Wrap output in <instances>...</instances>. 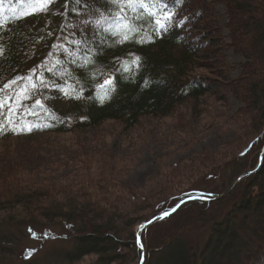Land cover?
<instances>
[{
  "label": "trees",
  "instance_id": "16d2710c",
  "mask_svg": "<svg viewBox=\"0 0 264 264\" xmlns=\"http://www.w3.org/2000/svg\"><path fill=\"white\" fill-rule=\"evenodd\" d=\"M35 2L0 0V47L5 50L0 56V99L12 97L6 107L0 109L3 113L0 115V129H3L0 142L41 133H81L106 121L120 122L129 130L145 117L177 115L179 108L187 104L189 112L193 113L197 109L195 103L207 95H216V89L228 82L232 86L239 82L236 89L230 87L243 104L236 114L247 112L245 115L251 118L248 113L252 110V115L255 113L261 120V131L237 152L240 162L236 164V171L223 183L214 184L218 176L206 172L205 184L168 196L154 204L150 213L133 219L129 218V211L117 204L107 205L102 202L106 201L104 198L95 199L98 191L111 187L106 184L103 172L99 173L101 181L90 186L91 192L85 190L89 184H80V188L63 191L64 197L56 200L51 199L49 193L53 191L52 186L32 182L31 171L3 154L0 156V264L24 261L17 262L16 258L29 235L26 231L63 223L72 225L64 234L71 244L61 250L65 264H74L89 256L94 260L88 264H122L127 257H134V264H138L142 252L143 264H148L149 256L158 251L156 247L153 249L156 238L152 234L178 210L143 227L140 231L142 249L137 244L134 228L148 215L154 217L172 209L190 193H202L209 201L193 199L186 208L192 204V208L196 205L212 207L193 215L196 220L199 218L195 224L187 222L189 217L184 221L191 229H197L198 248L192 246L189 252L185 245L175 248L166 264H206L213 248L225 251L226 244L238 235L225 214L230 212L239 218V214L249 211L259 218L253 225L254 234L249 233L250 239H247L255 240L253 248L240 254L239 244L243 248L246 245L245 239L238 236L241 242L231 246V256L226 258H230V264L262 261L264 162L257 172L239 181L227 197H215L247 171L248 166L256 165L262 149L264 25L257 24L255 14L264 10V0H143V7L137 2L129 7V0L116 3L113 0H53L46 11L33 7ZM219 4L226 9L224 25L216 18ZM35 8L37 13L26 17ZM168 14L173 15L170 24L165 25L166 30L157 31L155 20ZM129 22L139 30L134 34L129 32L130 38L124 40L123 35L117 33L128 31L122 25ZM222 28L227 29L229 42L222 40ZM229 48L245 60L235 78L226 57ZM133 57H140V66L124 71L123 62H130ZM85 59H90L91 63H85ZM206 68L214 69L222 80L201 78L198 70ZM260 72L261 75L256 76ZM21 77L25 79L5 87ZM27 77L37 85L35 90ZM103 78L113 80L114 90L101 102L97 84ZM24 88H28V99L18 96ZM73 88L75 92L71 96L61 90L71 92ZM76 94L80 97L75 98ZM218 99L223 101L222 97ZM36 101L43 107L37 106ZM9 108L14 111L10 112ZM7 180L12 181L11 186L6 184ZM136 192L129 193L128 200L144 202L145 197ZM231 198L232 202H228ZM203 251L207 254L201 255ZM227 263L229 261L220 262V259L213 262Z\"/></svg>",
  "mask_w": 264,
  "mask_h": 264
},
{
  "label": "rangeland",
  "instance_id": "374dc122",
  "mask_svg": "<svg viewBox=\"0 0 264 264\" xmlns=\"http://www.w3.org/2000/svg\"><path fill=\"white\" fill-rule=\"evenodd\" d=\"M137 4L140 5L139 2ZM36 13L35 8L30 10L26 17ZM216 13L218 23L224 25L226 22L224 5H217ZM255 15L257 24L263 26L264 10H259ZM167 16L173 19V15H165ZM165 17L158 16L157 20L169 25L171 20H166ZM30 22H32L31 19ZM221 33L222 40L229 42L227 29L222 28ZM226 57L232 68L231 75L235 78L239 75L245 60L230 48L226 51ZM198 72L202 75L201 78L217 82L222 80L214 69L206 68ZM259 75L261 72L256 73V76ZM103 79L97 84L98 86L102 85ZM205 83H207L206 80ZM222 84L224 86L216 89L218 91L216 95H207L205 99L195 103L197 109L193 113L189 112L187 104L179 108L177 115L166 118L145 117L129 130H125L120 122L106 121L96 127L86 128L81 133L76 131L41 133L16 137L0 142V156L8 155L15 162L22 163L26 170L31 171L29 176L32 182L37 181L41 185L52 186L53 191L49 193L51 199L56 200L64 197L63 191H69L71 187H79L80 184L81 186L89 184L88 189L85 190L86 193L91 192L90 186L101 181L99 173L103 172L106 184L111 187L106 191H98L99 195L95 199L104 198L106 201L102 202L107 205L117 204L119 208L129 211L131 219L141 217L150 213L154 204L165 200L168 196L194 185L205 184L203 178L206 172H214L218 176L214 184L223 183L230 173L236 171V164L240 162L236 157L237 152L249 140L259 135L261 131L259 116L256 117L255 113L252 115L251 109V113H248L251 114V118L245 115L247 112L243 114L242 111L236 114L243 104L239 97L230 91L232 85L229 82ZM237 85L239 82L233 84L232 88L236 89ZM218 97H222L223 101H218ZM251 164L252 161L249 165ZM255 166H248L247 171ZM11 183V180L6 181V184L10 186ZM230 191L224 196L227 197ZM134 192L137 193L136 195L145 197V201L130 202L127 195ZM232 199H228V202ZM187 203L170 219L157 226L152 235L156 238L153 249L156 247L158 251H152L148 264H166L175 248L179 249L182 245L186 246L187 252L192 250V246L198 248L199 233L197 229H191L187 222L195 224L199 218L196 220L193 215L196 216L198 211H203L204 208L210 209L212 206L198 208L196 205L192 208V204L186 208ZM239 216V218L234 217V214L230 212L225 214L228 221L232 222L233 231L236 230L238 235L236 233L237 236L226 244L225 251H219L217 247L213 248L206 264L209 261L213 264L219 259L220 262L229 261L230 264V258L226 257L231 256V246L241 242L236 238L238 236L242 240L245 239V245L249 247L243 248L239 244L240 254H245L251 247L253 248L252 243L255 240L247 239L254 234L253 225L259 218L251 211L248 214L241 213ZM186 217L189 218L185 223ZM148 218L151 217L148 215L145 219ZM71 226V224L63 223L54 224L46 229L43 227L34 228L31 231L25 230V234L29 232V235L23 240L16 261L20 262L24 259V263L20 262V264L25 262L65 264L61 250L68 248L71 244L70 240L64 236ZM48 237L53 238L48 239ZM202 254H207V251H203ZM133 258L127 257L122 264H134L135 258ZM93 260L94 257L89 256L74 264H88ZM254 264H264V259Z\"/></svg>",
  "mask_w": 264,
  "mask_h": 264
},
{
  "label": "snow or ice",
  "instance_id": "6c2138e0",
  "mask_svg": "<svg viewBox=\"0 0 264 264\" xmlns=\"http://www.w3.org/2000/svg\"><path fill=\"white\" fill-rule=\"evenodd\" d=\"M53 2V0H36V2L33 4V7H38L40 11H46L47 8L51 5V3ZM114 3L118 2V0H113ZM134 2H139L141 7H143V0H129L128 6L132 7ZM150 15H154L151 14ZM136 19H139V17H137ZM166 20H171V16H167L165 17ZM123 29H127L128 31H125L123 33L118 32L117 34H122L123 35V39L124 40H128L130 38L129 36V32L131 33H136L139 29L136 25H133L131 22L123 24L122 25ZM155 28L157 31H159L160 29H164L166 30L165 24L162 23L160 20H155ZM4 48L0 47V56L4 55ZM74 55V54H73ZM75 62V61H73ZM85 63H91L90 59H85L84 61ZM139 67L140 66V57H133L132 60L129 61H124L122 64V68L124 71H131L132 67ZM49 71H52V69H49ZM25 78L21 77V78H17L11 81V83L9 85H5V87H11L12 84H16L19 82V80H23ZM28 83L30 85V87L35 90L37 88V85L35 83L32 82V78L31 77H27ZM42 84L45 83L43 80L40 81ZM112 85H113V80L112 79H106L104 81V83L100 86V89L98 90L99 92V96L98 98L101 100V102H103L105 99L108 98V92L112 89ZM62 91H64L66 96H71L74 92L75 89L73 88L70 91L65 90V89H61ZM18 96H22L24 97V99H28L30 98L28 96V88H24L21 90L20 93H18ZM80 94H76L75 98H79ZM12 99V97H4L3 99H0V109H3L4 107H6L7 105V101ZM36 105L43 107V105L41 104L40 101H36ZM9 111L12 112L14 111L13 109L9 108ZM3 113H0V115H2ZM28 130L31 131V127H28ZM0 131H3V129H0ZM193 199H199L200 197H192ZM179 207V205L177 206ZM176 209L174 208L172 211H175ZM171 213H165L164 215H170ZM161 219H163L164 217H160ZM143 227V226H142ZM31 231V230H30ZM143 246L141 245V248ZM30 255V254H29Z\"/></svg>",
  "mask_w": 264,
  "mask_h": 264
},
{
  "label": "water",
  "instance_id": "95a60500",
  "mask_svg": "<svg viewBox=\"0 0 264 264\" xmlns=\"http://www.w3.org/2000/svg\"><path fill=\"white\" fill-rule=\"evenodd\" d=\"M106 79H104L102 81L101 84L104 83ZM264 162V141H263V145H262V149H261V154H260V159L257 163V165L255 166V168H253L252 170H249V171H246L244 173H242L240 176H238L231 184L230 186L225 190V192H223L222 194H220L219 196L215 197L216 199L219 198V197H223L224 195H226L240 180L244 179L245 177H247L248 175L250 174H253L255 172H257L262 164ZM192 197H200L199 199L200 200H205V201H209V198H206L204 196V194L202 193H190L188 194V196H186L179 204H177L176 206H174L172 209L168 210V211H165L163 213H160L154 217H151V218H148V219H145L143 220L142 222H140L137 227H136V230H135V236H136V239H137V244L139 245V247L141 248V245H142V242H141V239H140V231L143 229L144 226L156 221V220H159L161 219L160 217H166L164 214L165 213H173L177 210H179L180 208H182L183 206H185V204L188 202V201H191L193 200ZM179 205V207H177ZM176 209L175 211H172L173 209ZM168 216V215H167ZM143 226V227H142ZM142 249V248H141ZM143 260H144V254L142 252V256H141V259L139 260L138 264H143Z\"/></svg>",
  "mask_w": 264,
  "mask_h": 264
}]
</instances>
